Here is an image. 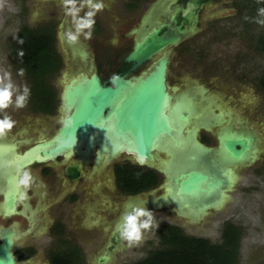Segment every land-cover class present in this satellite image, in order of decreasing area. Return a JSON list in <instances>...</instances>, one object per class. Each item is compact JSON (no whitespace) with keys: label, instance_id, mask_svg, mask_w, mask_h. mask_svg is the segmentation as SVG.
Segmentation results:
<instances>
[{"label":"rangeland","instance_id":"rangeland-1","mask_svg":"<svg viewBox=\"0 0 264 264\" xmlns=\"http://www.w3.org/2000/svg\"><path fill=\"white\" fill-rule=\"evenodd\" d=\"M41 1L0 0V77H3L6 72L10 73L12 82L19 88L27 84L32 89V82L26 73L23 77L18 75V70L22 67L18 56L14 55L17 37L22 35L19 40L25 41V38L30 35L29 31L24 32V28L28 27L26 21L29 19L30 11L34 12V7H36L37 12L41 13V15L35 13V24H37V20L45 16L57 17L52 23H46L40 27L45 30H51L53 27L55 30L56 28L58 30V27L60 29L61 23L59 25L57 19H61L60 22H62V19L66 16L62 6H59L57 1ZM153 1L158 0H151L145 7V12H148L155 3L150 5ZM260 7H264V0H260L259 3L257 0H222L215 3L213 7L203 10L198 24L200 31L173 48L170 79L172 85H177L179 80L187 76L207 85L210 93L214 91L222 92L225 100L238 112L236 114L254 121L258 125V131L264 138V90L261 86V79L264 76V49H258L263 45L261 39L264 36V25L258 24L254 20L257 16V9ZM110 21L115 29V39L112 42L114 45H118L117 27L121 21L125 20L112 16ZM31 31L35 33L34 30ZM109 34L110 31L103 33L104 36ZM88 41L95 54L108 55V52H117V48L100 46L97 42L98 37L95 35ZM31 95L27 106L21 109L22 113L26 115L23 116L18 110H11L10 107L6 110L7 113L13 115L12 118L16 122L19 121L20 126L31 124V121H33L35 124L38 123V127L48 125L49 128H54L52 133H55L58 126L52 120L46 122L44 116L47 115L41 113L44 111L38 112V117H36L31 103L33 100ZM187 104L189 106L192 103L187 102ZM195 114L196 111L192 108L190 116L197 118L199 114ZM204 117H206L205 113L200 116L201 119ZM0 118H2V114H0ZM35 118L38 119L35 120ZM216 120L222 122V129L225 133L230 131L228 125L232 124L227 123L230 121L229 119L218 116ZM17 126L18 122L12 132L16 130ZM120 131L118 123L111 129V132L116 136H119ZM204 133L208 132L203 131L201 136ZM214 140L209 142L216 146ZM191 152L192 148L189 145L177 149L174 168L180 169L187 162ZM208 161L217 166L216 172L223 170L222 159L217 158L216 160L215 157V159L209 158ZM253 164L254 166L251 169L241 172L240 182L237 184L236 189L230 193L229 201L219 209H210L209 215L196 221L198 223L192 222L195 220L180 215L170 207L160 209L153 207L149 209L154 212L155 221L159 224V227H154L145 232L139 245L129 247L123 241L122 248L115 254L109 264H138L147 259L153 251L164 249L165 246L158 232L160 230L166 232L170 225L184 226L186 227V234L190 236L206 237L214 243H220L222 242V230L227 225L226 220L231 217L233 221H228V223H234L243 228L245 232L240 250V264H264V144L260 159ZM16 166L10 167L8 171H16ZM91 167H93V164L88 165L86 171H90ZM255 167L262 168L263 174L260 175L254 171ZM206 170V168L202 169L203 172H206ZM91 173H93V181L85 187V189L87 188L85 194H80L81 199L72 211L73 216L70 214L71 210L68 212L71 226L75 229L78 228L79 236L83 235L85 238L83 239L81 236L79 239L83 243L84 264H98L97 258L104 254L111 234H108L106 230L111 228L117 220L116 215L111 216L105 204L101 203L103 195L107 194L113 198H118L117 210L121 213L123 211L121 201L125 198L129 200L131 197L123 196L119 190L114 191L113 194L110 193L105 187V183H103L104 178L101 179L102 185L99 187V194L96 189L99 177L94 172ZM243 187H247L245 200L238 204L237 201L232 203L233 200L241 196ZM151 192L153 191H148V193ZM160 193L162 192H158V194ZM233 214H235V217ZM95 219H100L102 224L98 226V229L89 228V223ZM74 234L78 235L76 232L72 235ZM71 248L75 247L71 246ZM33 261L46 263L45 254H39Z\"/></svg>","mask_w":264,"mask_h":264},{"label":"water","instance_id":"water-1","mask_svg":"<svg viewBox=\"0 0 264 264\" xmlns=\"http://www.w3.org/2000/svg\"><path fill=\"white\" fill-rule=\"evenodd\" d=\"M176 1H156L141 21L138 30L142 38L127 58L128 61L135 62L136 67L150 60L160 51L168 49L171 51V46L198 33L200 31L198 26L200 11L214 2V0H206L207 2L189 0L187 6H181L174 5ZM70 22L71 19L68 16L62 19L58 35L65 57V69L59 78V85L62 88L61 110L64 112L62 117H70L72 124L69 127L61 125L56 135L45 143L50 146L45 157L71 154L78 144L89 140V137H95L94 140H97L102 134L108 132L115 139L117 147L113 142L103 141L101 143V150H109L113 145L115 147L107 159V164L115 158H120V153L128 152L137 158H130L131 160H138L145 165L157 167L166 179L163 186L151 193L145 192L131 196L128 204L132 205V198L136 199L141 195L152 194L155 197L158 191L162 192L157 198L160 201L165 195V184L169 177L167 182L173 184L174 188L170 190L169 185V191L166 194L171 197L172 201L164 196L166 202L163 204L166 203L165 205L155 202L150 206L170 207L184 217L188 216L179 210H184L186 207L200 210L208 203H213L215 198L217 200V193L231 189L226 188L233 185L229 174L231 166L251 165L260 158L263 152L262 136L234 129L232 125L228 126L230 131L225 133L222 129V122L211 118L213 109L205 119L200 118L202 113L209 109L205 106L185 107L183 99L172 105L174 97L172 91L169 92L167 84L170 53L165 54L160 62L148 72L134 75L130 79L120 77L118 81L107 85L102 82L97 72L95 53L89 41L87 40L89 47H86L88 56H84L87 53L80 52L78 49L80 47L75 49L65 42L64 32L71 26ZM187 22L189 25H186ZM147 25L150 28H146ZM182 105L183 107L180 108ZM192 108L195 109L196 114H199L197 117L199 119L190 116ZM117 123L121 130L119 136L111 132ZM216 124L221 126V141L217 146H209L201 141L200 131L215 135L212 130ZM95 132H98L99 136H95ZM73 140H76V143L72 147ZM161 142L165 145H168V142L171 143L172 152L185 145L192 148V154L190 153L187 163L182 165L181 169H175L170 176L165 170L153 164L161 161V158L154 154L155 148ZM215 157L216 160L217 158L222 159V171L216 172L217 166L208 161L209 158L215 159ZM205 168L207 170L203 172L202 169ZM68 172L73 178L78 177V171L73 167H70ZM226 172L229 176L225 175ZM177 205L182 208L178 209ZM109 236L104 254L97 258L98 264L110 262L123 246L116 227L112 229ZM13 243V234L10 233L3 239V242H0V264H18L14 256Z\"/></svg>","mask_w":264,"mask_h":264},{"label":"flooded vegetation","instance_id":"flooded-vegetation-1","mask_svg":"<svg viewBox=\"0 0 264 264\" xmlns=\"http://www.w3.org/2000/svg\"><path fill=\"white\" fill-rule=\"evenodd\" d=\"M150 1L151 0H103V2L106 3L105 5H107L110 9L101 11L96 15V24L94 25L93 35L98 37L97 42L100 46H111L112 48H117V52H108V55H99V53L95 54V60L97 61L96 66H98L97 72L100 75L103 83L109 85L111 83L109 77H111L113 73H117L119 77L130 79L134 75H139L140 73H143L145 71L148 72L160 62L162 57L165 56L163 55L157 57L158 54L162 52L160 51L158 52V54H155L150 60L143 62L138 67H136L135 62H130L127 59L128 56L135 50V46L138 41H140L142 38V35L138 29L140 28L141 21L143 20V18L145 17V13L147 12H145V7ZM188 1L189 0H177L174 5L179 4L181 6H187ZM218 1L222 0H214L212 5L205 6L200 11V19L203 10L211 6L213 7ZM154 2L155 1H153L150 5H152ZM58 3L59 6H62L61 0L58 1ZM35 13L36 12L30 11L29 19L26 21V25L28 27H25L24 29H33L35 33L39 32V34L40 32L50 34V29L45 30L40 27L44 26V24L46 23H52L57 17L51 15L45 16L37 20V24H35ZM83 14L84 12L81 11L80 15L83 16ZM112 16L118 17L120 20H125L121 21L117 27L119 39L118 45H114L112 42L115 39V29L110 21V18ZM60 21L61 19H57L59 25L61 23ZM186 25H189V23L187 22ZM146 28H150V26L147 25ZM106 31H110V34L104 36L103 33ZM56 34V46L64 59V52L62 51L63 47L58 35L59 27L58 30L56 28ZM181 43L175 46H178ZM175 46H171L172 50L169 54V70L167 78L170 83L171 55ZM153 63L154 65H152ZM62 73L63 72H61V75ZM61 75L57 76V78L53 81V84L58 90L59 100L57 106L54 107L53 111L41 112L33 108V111L36 113V117H38V112L47 115L44 116L47 120L46 122H49L51 120L52 122H54L53 120L55 117H62V115H64V112L61 110L60 97L62 88L59 85V77H61ZM12 107L10 106L11 110H15V108ZM18 111L23 116L26 115L22 113L21 109H19ZM37 119L38 118H35V120ZM238 119L239 117L232 120V127L234 129H241L251 133L252 135L257 134L258 136H262V134L258 131V125H256V123L250 118L244 117L242 118V122L238 121ZM17 122L18 126L16 130L14 132H9L5 139H0V242H3V239L8 235V233L13 234V251L18 264H56V260H58L57 257L67 258L74 264L76 262L73 261V259H75L76 261H78V263L84 264L85 255L83 254L84 250L82 249L83 243L79 241L80 237H83V235L79 236L80 234L78 232V228L75 229V227L71 226V219L68 212H70L71 210L70 214L73 216L72 211H74V209L77 207V203L81 199L80 194H85V191L87 189H85V187H87V185L89 186L93 181V173L91 172H94L99 177L96 185V189L99 194V187L100 185H102L101 179L103 180V178L105 179V181L103 182L106 185L105 187H107L108 184L112 185L111 188L114 189L113 192L108 189V191L112 194L114 193V191L119 190L121 191L120 193L123 196L130 197L145 192L143 191L139 193H127L123 191L120 188L118 181L119 175L121 173H123L122 175H134V173L141 172L142 174L147 175L150 178L149 180L157 177L158 182L154 186L146 190V192L150 190H156L157 188L164 185V181L166 180L165 176L159 171L157 167L154 168L153 166L145 165L138 160H131L130 158H137L135 155L129 154L128 152L122 153V156L120 158H115L108 164L107 159L103 160L101 166L105 165L107 167L106 169L105 167H103L101 174L98 173L97 168V166L100 165V161L98 160L96 155L97 150H95L94 157L92 156L89 163V165L93 164V167H91L90 171L88 172L86 171V167L88 165L83 167L81 159L84 155L88 154L89 151L81 153L80 150L78 153H75V155H78L77 157L74 156L70 159H68L70 153L61 154L57 156L56 159L45 157L47 156L45 153L39 158L35 157L32 159L31 156L37 149V142H41L42 149H49L50 146L45 143L56 135L58 129H60L62 124L55 123L58 126V129L55 131V133H52L54 128H49L48 125H40L38 127V123L35 124V122L31 121V124L20 126L19 124L21 123H19V121ZM48 129H50L51 133L45 135V137L42 139L40 138V140H35L39 138L41 132ZM213 135L212 133L210 134V132L204 133L203 136H201V141L209 146H213L211 144L215 136ZM210 140L211 142H209ZM214 141L215 145L217 146V138ZM8 143H16L18 147V155L15 157V159L13 158L14 163L12 165H9L8 161H6L5 163L4 161L2 162L1 158L2 154L13 150V148H8ZM17 158H20L21 161L19 162ZM16 165H22L30 169L32 175L36 180V185L33 186L28 193L29 199L25 203L19 205L16 203L18 197L15 186L16 171H8L10 167ZM253 166L254 164L246 166L244 167V169L242 168V171L246 172ZM70 167H73L76 171H78L77 178H73V176L68 172ZM254 171H256L260 175L263 174L262 168L255 167ZM44 179L46 180L44 181ZM146 180L147 183L150 182L148 179ZM246 188L247 187H243L241 196L233 200L232 203L237 201L238 204L245 200ZM55 191H57V193H55ZM158 192L156 194H158ZM107 196L109 195H103L102 202H100L105 204V202L108 200ZM117 199L118 198L115 197V200ZM126 199L127 198H125V200ZM117 201H119V199ZM233 215L235 217V214ZM97 220L100 224L91 225L89 228L98 229V226H100L102 223L100 219ZM228 221H233L232 217L226 220L227 224ZM73 223L75 224L74 218ZM180 228L185 233L187 232L185 229L186 227L182 226ZM75 232L78 235H72ZM100 232L101 231L99 230V233ZM83 239L85 238L83 237ZM71 246L75 248H71ZM42 253L45 254L46 263L34 262V258Z\"/></svg>","mask_w":264,"mask_h":264},{"label":"trees","instance_id":"trees-1","mask_svg":"<svg viewBox=\"0 0 264 264\" xmlns=\"http://www.w3.org/2000/svg\"><path fill=\"white\" fill-rule=\"evenodd\" d=\"M30 28V27H29ZM31 29V28H30ZM33 30V29H31ZM29 31L30 35L20 43L17 37L15 42V56H18L20 65L26 69V75L32 82L31 97L33 108L38 111L52 112L58 104V90L53 84L57 76L64 69V59L56 43L57 34L53 27L50 34ZM264 49V36L261 39ZM23 50L21 57L19 52ZM264 90V76L261 79ZM119 175V186L127 193H139L148 190L158 182V178H150L141 172L134 175ZM148 179L150 182L147 183ZM222 242L214 243L209 239L190 236L179 226L170 225L166 232H158L165 248L153 251L147 259L138 264H240L241 247L244 237L243 228L228 223L222 231ZM56 264H74L64 257H57ZM75 264H80L73 259Z\"/></svg>","mask_w":264,"mask_h":264},{"label":"bare ground","instance_id":"bare-ground-1","mask_svg":"<svg viewBox=\"0 0 264 264\" xmlns=\"http://www.w3.org/2000/svg\"><path fill=\"white\" fill-rule=\"evenodd\" d=\"M49 1H57L58 2L60 0H42L41 2H49ZM104 4H106V3H104ZM107 9H110V8H108V6L105 5V8H104L103 11H106ZM34 12H36L37 14L41 15V13L37 12V8L36 7H34ZM71 46L74 47L75 49H77V47H80L78 49H80V52L82 54L87 53L86 47H89L88 46V41L84 40L83 37L80 38L79 43H77L76 45H71ZM92 50H93V48H92ZM167 53H170L169 49L160 52L157 57L163 56V55H165ZM88 55H89V53H87L84 56H88ZM152 65H154V63ZM167 84H168L169 92L172 91V94H173V97H174L173 101H172V105H174L178 101H182V99H183L185 107H192L194 105H197L198 107L205 106V107L209 108V109H207V110H205L203 112V113H205L206 117L209 116L208 114L211 113V110L213 109L212 110L213 114H212V117H211L212 119H216V117L222 116L224 119H229L230 120V121H228V123H230V122L232 123V120L238 117V115L236 114L238 112L236 111V109L233 108L232 105H230L228 103L227 100H225V98L223 96L224 94L222 92L214 91L213 93H210L209 92V88L207 87V85L202 84V83H200L197 80H192L189 77L184 76L181 80H179L177 85H172L169 82L168 78H167ZM187 102L192 103V104H190L188 106ZM182 107H183V105L180 106V108H182ZM206 117H204L203 119H205ZM60 118H61V116L55 117L53 121L56 124H58ZM242 118H244V117L239 115L238 121L242 122ZM215 126L216 127L213 128L212 132L215 133L217 141H218V144H219L220 141H221V136H220L221 126L218 125V124H216ZM202 132L203 131H200V136H201ZM49 133H51L50 129L45 130V131L41 132V135L39 136V138H37L35 140H40V138L41 139L44 138L45 135H48ZM94 135L95 136H99V133L95 132ZM260 136L261 135H259V137ZM94 138L95 137H89V140L83 141L81 144H78V147L75 148L71 152L70 156H68V159H70V158H72L74 156L77 157L78 155L77 154L75 155V153H78L80 150H81V153L87 152L88 151V146L92 145L91 148H90L89 153L84 155L82 157V159H81L82 166L85 167L89 163V161L91 160L92 156L94 157L95 150H97L96 151V153H97L96 155H97L98 160L100 161V166L98 168V173L101 174V171L103 170V166H101L102 161L105 160V159H108V157L111 155V153L113 152V150L115 148L114 145L116 146V141H115V139H113V137L108 132L102 134L100 136V138H98L97 140H94ZM261 139H262V137H261ZM105 140H107L108 142H113V144H114L113 147H111L109 150L108 149H106V150H101L100 149L101 143L103 141H105ZM36 145H37V149L34 151L33 155L31 156L32 159L35 158V157L39 158V157H41L43 154H45L48 151L47 148H43L42 149V144H41L40 141H38ZM83 145H84V147H83ZM7 146H8V148H13V150H11L9 152H6L5 154L1 155L2 162L4 161V163H5L6 161H8V164L12 165L14 163L13 158L15 159V157L18 155V149H17L18 147H17L16 143H8ZM261 148H263V139H262V142H261ZM176 150L177 149H174L173 152H172L171 143L168 142V145H165V143L162 144V142H161L159 144V146L156 147L155 150H154V154L156 155V157L161 158V161H158V162L153 163V164H156L157 166H159V168L165 170L167 172V174L170 176L175 171V168H177V167L174 168ZM121 156H122V153L119 154V157H121ZM51 159H56V156H53ZM17 160L19 162L21 161L20 158H17ZM186 163H184V164H186ZM248 165H234V166L230 167L231 169H230L229 174L232 177L231 181L233 182V185L230 186V187H226L228 189L229 188H231V189L217 193L216 194L217 195V200L215 198L213 200V203L212 202L208 203L207 205H205L200 210L186 207V208H184V210H179V211L181 213H183L184 215H187L188 217H186V218L190 217L191 219H197L195 221H192V222L195 223L196 221H198L200 219L202 220V219H204V217H207L209 215V210L210 209H219V208H221V206H223L225 203H227L229 201V197H231L230 193L233 190L236 189L237 184L240 182L242 168L244 169V167H246ZM4 167H5V165H4ZM180 169H181V167H180ZM225 175H228V172H226ZM231 177H230V179H231ZM168 179H169V177H168ZM168 179H167V181H168ZM167 181H166V184H165V189L166 190L164 191V193H165L164 196L169 198V201H172L171 197L168 194H166V192L168 193L169 189L173 190L174 187H173V184H170V182H167ZM169 185H170V188L168 189ZM111 187H112V185L108 184V186L106 188L109 189L111 192H113L114 189H112ZM154 196L155 197H153L152 194H149L147 196H142L141 195V196H139L136 199L132 198V201H133L132 205H139V206L145 205V207L149 210V209L153 208L151 206L154 205L155 202H157V204H160V205H165L166 204V203L163 204L164 202H166L165 201L166 198L164 196L161 197L160 201H158V199H157L158 196H160V194H155ZM107 198H108V200L105 202V207H106L107 211L110 213V215L111 216L116 215V219H117V220L115 219L116 221L113 223L112 227L108 228L106 230L108 232V234H110L111 230L115 229V227H116V225L118 223V219H120L122 214L132 205L128 204V201H130L131 198L128 201H126L127 199L124 200V201H121L123 203V211L121 213V211L117 210V203L119 202V201H117L118 199L115 200V198H113L111 196H107ZM105 199H104V201H105ZM218 206H220V207H218ZM179 208H182V207L178 206V209ZM158 209H160V208H158ZM196 223H198V222H196ZM96 224L97 225L100 224V223H98L97 219H95L94 221H91L89 223L90 226L91 225H96ZM109 263L110 262L107 261V262L102 263V264H109Z\"/></svg>","mask_w":264,"mask_h":264},{"label":"clouds","instance_id":"clouds-1","mask_svg":"<svg viewBox=\"0 0 264 264\" xmlns=\"http://www.w3.org/2000/svg\"><path fill=\"white\" fill-rule=\"evenodd\" d=\"M259 3L260 0H257ZM64 14L71 18V26L64 32L65 42L70 45L79 43L81 36L84 40H91L96 24V15L103 11L105 4L103 0H61ZM86 9V10H85ZM81 11L84 12L83 16L80 15ZM255 22L264 25V7L257 9V16L254 18ZM20 43H23L21 40ZM22 57L23 50L19 52ZM26 73L25 68L18 70V75L23 77ZM120 79L117 73H113L109 80L111 82ZM31 95V89L27 84L22 88L17 87L11 79L10 73H5L0 77V139H4L9 132L16 125V121L6 111L10 106L16 110L25 108ZM15 97V99H13ZM67 121V122H66ZM64 127H69L72 124L70 117H61L59 120ZM76 140H73L72 147L75 145ZM10 163V162H9ZM36 185V180L31 173V170L22 166H16L15 186L18 193L16 203L23 204L28 199V193L33 186ZM158 228L159 224L156 223L154 212L148 210L145 205H132L121 216L116 225V232L119 238L126 242L129 247L139 245L143 238L144 233Z\"/></svg>","mask_w":264,"mask_h":264}]
</instances>
